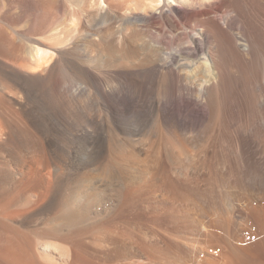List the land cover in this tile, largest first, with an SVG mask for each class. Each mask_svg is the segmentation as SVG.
Masks as SVG:
<instances>
[{
    "label": "rangeland",
    "instance_id": "374dc122",
    "mask_svg": "<svg viewBox=\"0 0 264 264\" xmlns=\"http://www.w3.org/2000/svg\"><path fill=\"white\" fill-rule=\"evenodd\" d=\"M106 1L0 0V96L6 113H17L27 123L29 118L36 121L77 166L89 167L85 171L96 159L101 160L106 141L110 147L126 146L128 153L142 161L155 159L161 164L156 168L154 186L146 193L122 195L110 211L103 207L106 232L122 230L123 241H130L156 228L150 216L151 206L161 197L158 186L173 182L181 186L187 177L192 185L185 184V192L191 185V190L201 193L209 181L210 187L216 184L217 190L235 193L241 175L264 182V164L248 161L243 169L232 165L241 161L236 149L242 138L264 150L262 0H234L252 44L240 55L231 35L215 36L217 41L215 38L209 47L216 55V76L189 92L167 70L149 73L137 69L138 64L125 51V45H135L140 34L123 19L141 12L138 6L145 0H136L138 6L132 12L126 9L127 0ZM164 1L171 3L161 0V4ZM101 8H107L120 22L93 27L87 19ZM98 36L107 38L95 45L92 39L98 42ZM182 36L176 35V41L184 42ZM36 49L46 50L49 58H38ZM198 59L190 70L201 77L204 67ZM153 104H159L165 120ZM122 114L136 119L126 123ZM175 116L181 118L182 127L174 124ZM152 143L154 156L148 159ZM194 203L197 205L196 200Z\"/></svg>",
    "mask_w": 264,
    "mask_h": 264
},
{
    "label": "bare ground",
    "instance_id": "6f19581e",
    "mask_svg": "<svg viewBox=\"0 0 264 264\" xmlns=\"http://www.w3.org/2000/svg\"><path fill=\"white\" fill-rule=\"evenodd\" d=\"M139 5L127 0V10L138 6L141 12L123 19L140 34L135 45H125V51L139 70L172 73L182 90L194 91L216 76V55L209 47L215 36L231 35L237 53L252 44L234 0H171L163 4L145 0ZM261 5L264 30V0ZM107 8H101L88 22L93 27L119 23ZM178 34L186 38L182 36L184 42L176 41ZM106 38L98 36L99 41L92 42L100 45ZM35 54L42 59L49 53L36 49ZM198 57L204 67L201 77L190 70ZM4 106L0 96V109ZM152 108L163 120L167 118L159 104ZM121 119L132 124L136 118L122 114ZM173 119L175 125L183 126L180 117ZM28 121L0 110V264H264V182L241 175L235 193L217 190L215 183L210 187L209 181L199 193L191 190L187 177L181 181L182 187L174 182L157 185L162 193L151 206L150 216L156 228L124 242L121 229L106 232L103 207L110 211L122 195L146 193L154 186L156 168L161 164L155 159L142 161L128 153L126 146L110 147L106 141L101 160L96 159L85 171L87 166H77L48 130L33 119ZM255 147L245 138L238 141L241 161L232 165L241 169L248 161L263 165L264 150ZM154 149L150 144L148 159L154 156ZM192 182L198 187L196 180ZM189 183L190 190L185 192Z\"/></svg>",
    "mask_w": 264,
    "mask_h": 264
}]
</instances>
